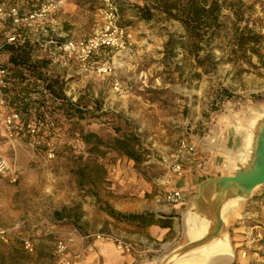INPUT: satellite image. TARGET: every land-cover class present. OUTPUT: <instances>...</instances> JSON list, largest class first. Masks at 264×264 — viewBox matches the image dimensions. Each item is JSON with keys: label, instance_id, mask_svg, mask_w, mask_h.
<instances>
[{"label": "rangeland", "instance_id": "1", "mask_svg": "<svg viewBox=\"0 0 264 264\" xmlns=\"http://www.w3.org/2000/svg\"><path fill=\"white\" fill-rule=\"evenodd\" d=\"M243 2L252 6L250 19L264 34V0ZM116 3L118 25L127 32L122 48L99 51L89 63L73 62L65 67L32 49L33 60L46 62V77L62 84L65 102L47 100L39 146L29 145L28 135L16 136L12 146L0 131V148L18 173L15 181L0 177V227L10 230L0 238V264H62L69 262L68 252L76 239L85 244L99 236L118 238L120 228L115 222L132 226L136 222L119 221L107 213L108 208L126 213L171 206L163 196L180 189L174 179L184 174L178 175L173 166L185 160L182 144L203 134L209 125L229 122V116L241 120L264 110V66L256 56L251 65H242L245 71L239 74L225 64L191 80L187 73L175 70L182 54L168 59L165 52L168 33L182 31L181 25L173 20H139L136 6L143 5V0ZM53 18L62 33L76 38L92 34L102 22L97 0H65ZM0 59L7 63L8 54L3 51ZM105 61L111 71L99 72L97 67ZM88 133L103 140L133 135L140 160L105 146L93 149L83 139ZM242 169L247 171L242 164L226 167L225 176L236 177ZM246 192L238 193L244 196L239 204L224 209L228 226L244 213L249 223L264 220V183ZM205 197L202 204L219 207L221 194ZM183 200L175 205L187 209L181 205ZM63 207H76L80 219H56L54 211ZM16 224L19 228L14 229ZM123 231H134L121 228V240L131 250L133 244L124 240ZM180 236L171 253H182L188 247ZM69 238L66 251L58 253L56 242ZM22 239L30 242L32 250L24 247Z\"/></svg>", "mask_w": 264, "mask_h": 264}, {"label": "trees", "instance_id": "2", "mask_svg": "<svg viewBox=\"0 0 264 264\" xmlns=\"http://www.w3.org/2000/svg\"><path fill=\"white\" fill-rule=\"evenodd\" d=\"M251 9L252 6L246 5L243 0H143V5L136 6V16L145 22L173 20L181 25L182 31L168 33L165 52L168 59H175L182 54L175 62V70L180 74L187 73L192 80L199 79L202 73L210 74L217 66L225 64L231 65L239 74L245 71L243 64L251 65L253 56L264 66V34L261 26L250 19ZM28 44L5 45L3 51L8 54L6 65L16 69L19 83H23L27 76L39 79L51 93L49 97L39 94L37 98H31L27 97L30 89L23 86L20 91L25 96L17 99L23 113H30L33 109L45 122V114L38 112V109L41 107L45 111L48 99L62 105L65 96L62 84L46 77V62L32 59V48ZM83 139L85 143H92L95 150L105 146L122 151L131 160H140L136 148L138 143L131 134H119L103 140L95 133H88ZM107 211L119 221L146 225L155 223L168 226L171 223L169 218L174 216L172 213L162 219L147 211L121 213L112 208ZM53 214L58 220L72 218L78 221L81 217L76 207H63Z\"/></svg>", "mask_w": 264, "mask_h": 264}, {"label": "built area", "instance_id": "3", "mask_svg": "<svg viewBox=\"0 0 264 264\" xmlns=\"http://www.w3.org/2000/svg\"><path fill=\"white\" fill-rule=\"evenodd\" d=\"M99 2V14L101 25L92 34L85 37H69L62 33L53 14L60 10L65 0H0V56L7 44L28 45L45 53L46 59L52 63L68 66L75 63H89L97 52H105L107 49L122 48L124 38L127 36L125 28L118 25L119 8L116 0H97ZM20 5V6H19ZM22 6V8H21ZM7 63L0 59V131L7 138L10 145H14L16 136H29L28 144L39 146L42 143L41 132L44 128V119L31 110L23 113L19 109V97L25 93L20 88L25 86L30 91L27 97L37 98L40 95L51 96L45 89L43 82L27 75L23 83L15 74V68H8ZM99 72L111 71V65L107 61L97 67ZM17 86V89L14 88ZM38 112L44 113L40 107ZM29 114V115H28ZM185 154L193 156L194 146L182 144ZM182 163H175L173 171L178 175L184 173ZM0 177L18 178L17 169L13 161L8 158L0 148ZM163 199L170 205L179 204L183 200V192L180 189H172L165 192ZM249 219V217H248ZM245 229L239 239L231 240L230 264H264V220H252L246 222ZM19 228V224L14 229ZM10 230L0 227V238H3ZM98 237V236H97ZM100 237V236H99ZM98 237V238H99ZM24 247L32 250L27 239H22ZM68 240H58L55 244L56 251L63 253L68 248ZM117 247L121 250H129L130 246L121 239L116 238ZM62 264H69L65 261Z\"/></svg>", "mask_w": 264, "mask_h": 264}, {"label": "crops", "instance_id": "4", "mask_svg": "<svg viewBox=\"0 0 264 264\" xmlns=\"http://www.w3.org/2000/svg\"><path fill=\"white\" fill-rule=\"evenodd\" d=\"M59 21L61 18L57 17ZM247 118V117H246ZM229 122L221 121L215 125H209L208 130L199 136H194L188 144L194 146L193 156L185 154V160L183 161L184 175L177 176L174 181L183 190L185 199L181 205H187V209L179 205H163L159 207L149 206L148 209H139L135 211H129L126 213H140V212H152L159 218H166L170 214H174L170 217V225L160 226L158 224H143L136 222L135 226L132 224H126L121 222H113L116 227L120 228V234L116 235L118 239H121V228L122 229H133L134 232L125 233L123 231L124 240L125 238L133 246L131 250H121L117 247L116 238L107 236L93 239L85 244L84 241L76 239L75 243L70 246L68 252V259L70 264H171L172 257L178 253H171L175 239L181 233V241L183 245H188L187 248L192 245L191 243L199 242L203 239L211 236L214 231L216 224L210 219L209 225L203 230L198 240L192 241L187 235V225L184 220V214L187 211L194 213L204 214V210L195 207V195H209L210 192L207 190L200 189V184L205 180L215 179L225 176L226 167L229 162L230 155H238L244 149V137L243 133L237 126L239 125L238 119L233 116L227 117ZM174 175V176H175ZM198 200V199H197ZM180 216L181 210H184ZM198 210V211H194ZM203 211V212H202ZM180 212V213H179ZM125 213V212H121ZM208 214L207 212L205 215ZM180 217H179V216ZM246 213L242 214L239 220L230 222V225L226 221L222 223L221 229H224L227 236V242L229 245L225 248V254H220L212 258L208 264H230L232 262L231 240H238L240 232L245 229V223L247 222ZM240 219H244L241 221ZM223 220V219H222ZM133 227V228H132ZM135 229V230H134ZM139 245V246H138ZM91 247L92 251H88L86 247ZM138 246V247H137ZM185 249V250H186ZM183 249V251H185ZM129 251V252H128ZM133 253H132V252ZM181 251V252H183ZM207 264V263H206Z\"/></svg>", "mask_w": 264, "mask_h": 264}, {"label": "bare ground", "instance_id": "5", "mask_svg": "<svg viewBox=\"0 0 264 264\" xmlns=\"http://www.w3.org/2000/svg\"><path fill=\"white\" fill-rule=\"evenodd\" d=\"M259 127L264 128V111H260L256 116L247 117L239 121L237 128L241 130L244 137V149L236 156L233 154L229 157L227 167L230 169L237 165L248 166L255 160V148L257 145L256 129ZM237 187L236 184L228 187V194L220 200V206L216 207L212 203L202 204L204 214L200 215L192 211H187L184 214V220L187 225V235L194 240H198L201 232L207 228L210 219L215 217V214L219 211L223 221L225 222L224 209L228 207H235L239 204V201L243 200L244 197L240 195H234L233 190ZM212 189L211 186H206L205 190L208 192ZM245 190V188H244ZM216 207V208H215ZM218 208V209H217ZM208 213L205 215V213ZM227 247V236L224 229L214 237H209L202 244H194L187 248L182 253L175 254L172 257L171 264H208V262L220 255L225 254V248Z\"/></svg>", "mask_w": 264, "mask_h": 264}, {"label": "water", "instance_id": "6", "mask_svg": "<svg viewBox=\"0 0 264 264\" xmlns=\"http://www.w3.org/2000/svg\"><path fill=\"white\" fill-rule=\"evenodd\" d=\"M262 111H264V110H262ZM255 131H256V137H257V145H256V148L254 150L255 151V160L253 162H251V164L248 166H246V164L245 165L242 164L243 168L246 169V167H247V171L242 169L240 174L239 175L237 174L238 176H236V177L222 176V177L215 178V179L205 180L204 182H202L200 184V186H199L200 189L205 190L206 186H208V185L211 186L212 189L209 191L210 192L209 195L210 194H221V197L219 199V200H221L222 196L224 198L229 193L228 187H231L235 184L237 187L234 188L232 194L238 195V193L239 194L247 193L246 190L249 191V189L251 187H253L257 184L264 183V128L259 127V129H256ZM217 181H219V182H217ZM220 184H222V185H220ZM239 184H242L239 187L240 189L238 188ZM244 188H245V190H244ZM205 196H208V195H204V196L198 195V194L195 195L194 203L198 204L195 207L201 208V210H203L202 209L203 208L202 202H205V201H202V200H207ZM204 204L207 205V203H204ZM219 206H220V204H219ZM194 211H198V210L194 209ZM198 214H200V213H198ZM202 214H200V215H202ZM212 218H214L216 220V222H215L216 227H215L214 231L212 232L211 236H209V237L216 236L221 231V227H222V223H223V220H222L223 218H222L219 211L217 212V214H215V217H212ZM212 218H211V220H213ZM208 238L203 239V240L196 242V243H192V245L202 244ZM192 245H190V246H192ZM227 245H229L228 242H227Z\"/></svg>", "mask_w": 264, "mask_h": 264}]
</instances>
